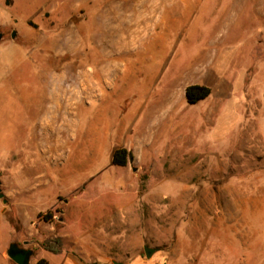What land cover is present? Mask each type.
Here are the masks:
<instances>
[{"label":"rangeland","instance_id":"rangeland-1","mask_svg":"<svg viewBox=\"0 0 264 264\" xmlns=\"http://www.w3.org/2000/svg\"><path fill=\"white\" fill-rule=\"evenodd\" d=\"M0 31V264H264V0H0Z\"/></svg>","mask_w":264,"mask_h":264},{"label":"crops","instance_id":"crops-1","mask_svg":"<svg viewBox=\"0 0 264 264\" xmlns=\"http://www.w3.org/2000/svg\"><path fill=\"white\" fill-rule=\"evenodd\" d=\"M59 58V57H56ZM45 72V71H44ZM45 79L46 82H48V102L46 109H51V108H57L60 106V103L62 102V87H61V77H62V72L61 70H51L49 72H45ZM85 86V84H84ZM91 87V86H89ZM112 87V86H111ZM88 89V88H87ZM92 90V87H91ZM86 94H90L86 91ZM111 94V93H110ZM83 95V92H81V96ZM81 96H75L76 100L75 102H78V100H81L79 102H81V104L83 103ZM79 98V99H77ZM87 107L88 104L86 103ZM80 106L76 105V110H75V114L79 115V113L81 111H79ZM48 110H46V112H44V114L42 115V117L47 116V112ZM49 118L45 119L44 122H49L51 121L48 120ZM43 121V120H42ZM72 128V125L71 127ZM124 125L120 126L117 130V135L115 136V141L117 142V146H115V148H113V151H115L118 148L124 147L127 148L129 151H131L133 153L134 156H136L137 153H140L141 150L143 151L145 144H147V141H143L142 138H138L136 139V141L132 142L130 141V143L128 142V144H125V142L122 141L121 136H123V131H124ZM94 148V146H92V149ZM99 148H97L98 150ZM96 150V151H97ZM137 152V153H136ZM95 154L94 152L92 153V155ZM2 189V188H1ZM3 191V190H2ZM5 194V197L7 199V204H5V206H7L6 210H10L11 207L16 206V208H20L21 206H23V202L21 197L23 196L24 193H28V190H24L22 189L20 192L19 190H14V189H9L7 188L5 190V192H3ZM5 211V210H4ZM1 213V211H0ZM39 213V212H38ZM7 245L4 247V249L2 250V256L3 259L5 261V264H10L9 260H8V255H7V250H6Z\"/></svg>","mask_w":264,"mask_h":264},{"label":"trees","instance_id":"trees-1","mask_svg":"<svg viewBox=\"0 0 264 264\" xmlns=\"http://www.w3.org/2000/svg\"><path fill=\"white\" fill-rule=\"evenodd\" d=\"M6 4H10V0H6ZM30 26L33 24L30 22ZM212 93V90L208 86L192 84L189 85L185 90V96L188 104H196L200 101L206 100ZM134 160V155L127 148L121 147L113 151V160L112 163L117 167H126L129 162ZM43 216L47 221L52 220L50 213L42 215V213L38 214V217ZM43 248L50 252L51 254L59 255L63 251L64 243L62 238H48L42 243ZM36 264H49L48 260L45 258L39 259Z\"/></svg>","mask_w":264,"mask_h":264},{"label":"water","instance_id":"water-1","mask_svg":"<svg viewBox=\"0 0 264 264\" xmlns=\"http://www.w3.org/2000/svg\"><path fill=\"white\" fill-rule=\"evenodd\" d=\"M16 36V32H13L12 37L14 38ZM3 39V33L0 31V42ZM0 198L4 200V203L7 204V199L5 197V194L3 193L1 189V180H0ZM63 221V218L60 219ZM146 257L151 258V256L155 253V250L146 246L144 248ZM7 255L11 261H13L16 264H31V259L35 255V252L32 249H26L18 246L16 243H12L8 250ZM117 264V263H116Z\"/></svg>","mask_w":264,"mask_h":264},{"label":"flooded vegetation","instance_id":"flooded-vegetation-1","mask_svg":"<svg viewBox=\"0 0 264 264\" xmlns=\"http://www.w3.org/2000/svg\"><path fill=\"white\" fill-rule=\"evenodd\" d=\"M60 212V211H59ZM18 246H20L19 244H17ZM21 247V246H20ZM22 248H26V249H29V246H28V244L26 243L25 244V247H22Z\"/></svg>","mask_w":264,"mask_h":264}]
</instances>
